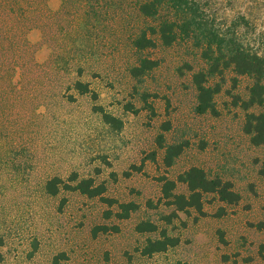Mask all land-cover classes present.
Returning <instances> with one entry per match:
<instances>
[{"label": "rangeland", "instance_id": "obj_1", "mask_svg": "<svg viewBox=\"0 0 264 264\" xmlns=\"http://www.w3.org/2000/svg\"><path fill=\"white\" fill-rule=\"evenodd\" d=\"M141 1L0 0V94L6 100L0 109V264H264V144L250 143L242 130L245 111L236 103L251 78L230 69L210 77L208 84L221 87L217 114L198 113L192 74L208 66L201 36H180L167 46L156 37L155 47L135 50L137 33L158 23L138 12ZM190 1L224 33L234 31V21L245 22L239 38L249 49L264 48V0ZM171 13L163 9L160 16ZM141 58L158 64L133 76ZM8 78L12 88L3 89ZM94 107L120 127L105 123ZM160 134L164 145L183 146L169 167ZM191 166L231 181L240 200L226 204L206 195L203 214L178 212L166 223L161 217L172 209L162 199L161 179L176 180ZM72 172L103 183L104 196L132 201L137 209L127 219L107 217L116 205L63 188L55 196L45 192L48 179L68 182ZM175 192L187 188L177 182ZM145 220L158 231L138 232ZM161 229L178 243L141 254Z\"/></svg>", "mask_w": 264, "mask_h": 264}, {"label": "trees", "instance_id": "obj_2", "mask_svg": "<svg viewBox=\"0 0 264 264\" xmlns=\"http://www.w3.org/2000/svg\"><path fill=\"white\" fill-rule=\"evenodd\" d=\"M163 9L170 10L172 15L161 17L160 13ZM138 12L147 18H157L158 23L156 26L147 27L137 33L132 39V46L135 50L155 47L156 37L167 46L174 43L180 36H201L203 45L201 54L208 66L192 74V83L196 89L195 108L198 113L217 114L214 97L221 87L218 83L208 84L210 77L215 75L222 77L224 72L230 69L236 75H247L251 78L252 82L248 87L246 97L238 96L236 103L245 111L242 130L249 136L250 143L254 146L264 144V48L262 50L249 49L239 38L237 29L240 26H246V23L234 21L232 33H224L221 29L211 28L213 26L200 13L198 6L190 0H144L138 4ZM157 64L156 60L141 58L137 65L131 67L130 72L133 76H141ZM78 69L81 72L82 69L80 67ZM5 82L9 84L3 86V89L12 88L10 86L13 78H8ZM21 83H27L24 77ZM74 86L82 93L88 92L87 85L80 81H74ZM4 97L0 94V109L5 106ZM145 104L151 112H154L151 104L147 102ZM128 107L132 112H136L131 105ZM94 109L101 113L105 123L115 129L120 127V121L113 115L105 112L101 107H94ZM156 140L159 147L165 148L163 158L165 166H171L174 158L182 152L183 146L180 144L164 145L162 134L158 135ZM262 172L264 174V169ZM161 182L162 199L172 209L170 213L161 217L166 223H171L178 216V212L189 213L191 209H194L203 214L206 195H213L219 202L226 204H237L240 200V194L234 189L231 181L217 177L211 178L203 168L198 166H191L179 173L176 180L163 176ZM177 182L186 186L187 193L175 192ZM61 188L77 191L89 198L97 197L108 206L116 205L118 211L115 213L106 211L107 217L114 214L119 219H127L130 213L137 209V204L132 201L120 202L115 198L104 196L106 187L103 183L96 184L92 177H79L75 172L69 175L68 182L61 177L54 176L48 179L44 186L45 192L51 196L57 195ZM135 228L141 233L158 231V226L150 220L139 222ZM98 229L105 230L107 227L102 226ZM178 241V237L170 236L166 229H161L158 237L146 239L140 252L143 255H152L165 251L176 245Z\"/></svg>", "mask_w": 264, "mask_h": 264}]
</instances>
